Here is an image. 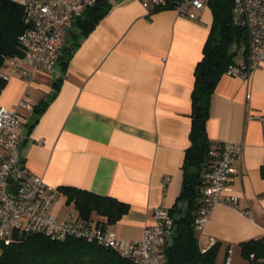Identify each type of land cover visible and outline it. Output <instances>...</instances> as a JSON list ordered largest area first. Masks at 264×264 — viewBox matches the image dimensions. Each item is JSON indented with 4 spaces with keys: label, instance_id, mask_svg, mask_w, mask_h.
Returning <instances> with one entry per match:
<instances>
[{
    "label": "crops",
    "instance_id": "0c3cea01",
    "mask_svg": "<svg viewBox=\"0 0 264 264\" xmlns=\"http://www.w3.org/2000/svg\"><path fill=\"white\" fill-rule=\"evenodd\" d=\"M112 3L54 73L37 72L31 80L11 73L0 104L18 111L20 154L32 172L49 187L74 186L128 203L129 210L107 226L119 237L138 239L154 222L155 206H186L178 196L190 144L195 68L213 16L209 6L191 19L175 8L150 12L141 0ZM230 50L233 62L244 61L246 44ZM55 83L54 96L38 110ZM21 100L30 107L18 106ZM247 111L264 115V65L248 80L222 73L210 97L211 145L243 144L227 192L236 205H215L195 228L201 249L213 244L211 238L220 244V264L229 253L231 264H243L239 242L264 237V124L247 118ZM73 210L62 192L51 205L58 218Z\"/></svg>",
    "mask_w": 264,
    "mask_h": 264
},
{
    "label": "built area",
    "instance_id": "2783aa9c",
    "mask_svg": "<svg viewBox=\"0 0 264 264\" xmlns=\"http://www.w3.org/2000/svg\"><path fill=\"white\" fill-rule=\"evenodd\" d=\"M97 0H19L27 24L19 40L22 55L9 61L1 77L11 73L26 80L35 73L52 74L62 54L64 37L75 25L86 7ZM150 10L166 4L167 0H141ZM208 6V0H178L175 10L188 18H196V11ZM231 23L246 30L248 36L245 59L232 62L224 73L243 80L250 79L264 65V0H231ZM8 70H11L10 72ZM18 106L30 107L21 100ZM247 118H257L264 124V115L247 111ZM20 117L16 108L0 104V243L7 245L15 231L41 233L52 239L69 236L85 238L111 248L137 264H164V247L175 234V224L169 208L155 206L154 222L143 229L138 239L119 237L102 218H83L76 210L66 218H58L51 211L53 201L60 195L57 187H49L43 178L32 172L20 154ZM40 138L38 143H43ZM243 144L223 142L212 146L214 161L203 173V203L194 221L201 228L217 204L235 206L236 198L227 194L229 183L237 171ZM168 177L163 179L166 183ZM211 241H215L211 238ZM2 249L0 248V256ZM231 263L227 254L225 264Z\"/></svg>",
    "mask_w": 264,
    "mask_h": 264
},
{
    "label": "trees",
    "instance_id": "16d2710c",
    "mask_svg": "<svg viewBox=\"0 0 264 264\" xmlns=\"http://www.w3.org/2000/svg\"><path fill=\"white\" fill-rule=\"evenodd\" d=\"M177 2L178 0H167L166 4L150 8L149 11L174 8ZM112 5V0H97L83 10L75 21L74 28L64 37L58 65L67 63L79 37L87 34L109 12ZM208 6L213 22L203 56L195 68L190 144L183 158V182L178 196L179 201L185 202L186 206L181 208L175 205L169 209L174 219L175 234L164 247V264H220L217 261L220 244L215 240L210 247L201 249L194 227L195 218L203 203V173L214 161V156L210 154L212 145L207 135L206 123L214 85L233 62L234 51L230 50V46L241 43L247 46L248 36L244 28L231 23V0H208ZM219 26L221 42L213 46ZM26 27L24 10L19 0H0V91L7 82V79L1 77V73L6 71L9 61L22 55L19 36ZM58 88L59 85L55 83L54 92L37 104L38 110L47 106ZM221 144L218 143L215 147ZM260 172L264 177V164L261 165ZM59 190L80 216H96L104 219L107 225L115 223L129 210L128 203L109 195L96 194L74 186H61ZM239 246L240 254L245 260L243 264H264V237L241 241ZM0 248V264H137L114 249L74 236L58 240L41 233L15 231L13 240L7 245L0 243ZM222 264H225V260Z\"/></svg>",
    "mask_w": 264,
    "mask_h": 264
},
{
    "label": "water",
    "instance_id": "95a60500",
    "mask_svg": "<svg viewBox=\"0 0 264 264\" xmlns=\"http://www.w3.org/2000/svg\"><path fill=\"white\" fill-rule=\"evenodd\" d=\"M214 41L212 42V45L213 46H217L220 44L221 42V26L218 27L217 29V32L215 33V36H214Z\"/></svg>",
    "mask_w": 264,
    "mask_h": 264
},
{
    "label": "rangeland",
    "instance_id": "374dc122",
    "mask_svg": "<svg viewBox=\"0 0 264 264\" xmlns=\"http://www.w3.org/2000/svg\"><path fill=\"white\" fill-rule=\"evenodd\" d=\"M63 207H64V208H70V209H71V207H70L69 205H66V204H64ZM64 208H63V209H64Z\"/></svg>",
    "mask_w": 264,
    "mask_h": 264
}]
</instances>
